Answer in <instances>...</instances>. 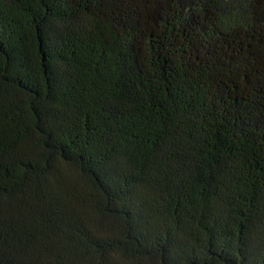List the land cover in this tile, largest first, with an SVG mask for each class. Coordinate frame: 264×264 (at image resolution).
Instances as JSON below:
<instances>
[{
    "label": "trees",
    "instance_id": "16d2710c",
    "mask_svg": "<svg viewBox=\"0 0 264 264\" xmlns=\"http://www.w3.org/2000/svg\"><path fill=\"white\" fill-rule=\"evenodd\" d=\"M0 264H264V0H0Z\"/></svg>",
    "mask_w": 264,
    "mask_h": 264
},
{
    "label": "rangeland",
    "instance_id": "374dc122",
    "mask_svg": "<svg viewBox=\"0 0 264 264\" xmlns=\"http://www.w3.org/2000/svg\"><path fill=\"white\" fill-rule=\"evenodd\" d=\"M69 171H71V170H69Z\"/></svg>",
    "mask_w": 264,
    "mask_h": 264
}]
</instances>
